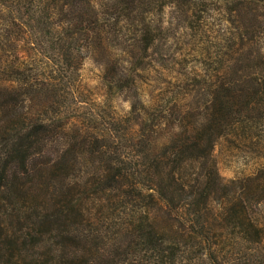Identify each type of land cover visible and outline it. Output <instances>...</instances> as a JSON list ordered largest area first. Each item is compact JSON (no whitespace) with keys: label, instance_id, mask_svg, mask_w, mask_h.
<instances>
[{"label":"trees","instance_id":"16d2710c","mask_svg":"<svg viewBox=\"0 0 264 264\" xmlns=\"http://www.w3.org/2000/svg\"><path fill=\"white\" fill-rule=\"evenodd\" d=\"M0 264H264V0H0Z\"/></svg>","mask_w":264,"mask_h":264},{"label":"rangeland","instance_id":"374dc122","mask_svg":"<svg viewBox=\"0 0 264 264\" xmlns=\"http://www.w3.org/2000/svg\"><path fill=\"white\" fill-rule=\"evenodd\" d=\"M99 69L90 61H85L81 70L80 78L83 89L90 100H101L103 95L102 85L99 78ZM127 109V104H123ZM215 158L221 176L225 179L240 177L251 174L256 168L255 162L251 159H244L241 154L229 150L223 141H220L215 149Z\"/></svg>","mask_w":264,"mask_h":264}]
</instances>
